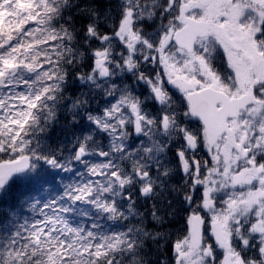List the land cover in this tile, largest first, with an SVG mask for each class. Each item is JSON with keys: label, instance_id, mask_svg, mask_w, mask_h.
Instances as JSON below:
<instances>
[{"label": "snow or ice", "instance_id": "obj_1", "mask_svg": "<svg viewBox=\"0 0 264 264\" xmlns=\"http://www.w3.org/2000/svg\"><path fill=\"white\" fill-rule=\"evenodd\" d=\"M0 264H264V0H0Z\"/></svg>", "mask_w": 264, "mask_h": 264}]
</instances>
